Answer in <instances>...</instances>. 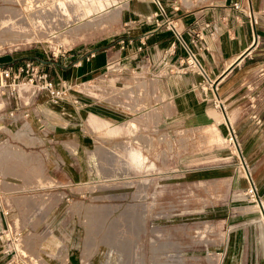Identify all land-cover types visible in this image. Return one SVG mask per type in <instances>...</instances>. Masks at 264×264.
<instances>
[{"label": "rangeland", "instance_id": "1", "mask_svg": "<svg viewBox=\"0 0 264 264\" xmlns=\"http://www.w3.org/2000/svg\"><path fill=\"white\" fill-rule=\"evenodd\" d=\"M120 1L125 4L127 0H0V54L14 56V62L29 57L53 77L41 60H56L62 64L55 66L57 71L67 69L77 58L75 54L95 49L101 41L119 34ZM87 8L91 11L87 12ZM104 13L110 18L108 24H90L92 18L99 19ZM134 72L123 77L119 86L131 83L133 76L140 79L141 76ZM114 73H101L88 79L71 77L67 89L73 94L68 93L57 102L43 93L31 99L24 108L33 127L31 134L39 139L38 142L23 144V137L15 139L11 135V141H1L8 135L0 134V208H12L19 213L5 214L9 229L1 231V237L11 236L13 241L9 247L14 246L17 255H22L16 248L18 242L19 245L32 242L37 247L42 244L49 252L54 251L61 242L56 234L64 237L67 249L76 255L83 237L82 264H214L211 258L215 257L217 242L221 240L217 203L220 200L216 197L220 196L223 183L213 173L216 165L235 161L244 175V167L238 161V153L240 158L241 155L237 135H233L232 140L225 122L218 120L219 124L211 120L209 129L196 127L197 123L181 118L171 120L168 127L161 118L152 122L146 111L152 105V96L140 82V90L144 93L140 101L145 104H140L138 109L136 90L103 95L96 88L94 94L81 88L82 81L119 88L106 81L114 78ZM148 79L140 80L144 84ZM20 87L21 97L28 99L33 95L32 85ZM113 97L117 105L134 113L104 101L112 102ZM120 97L132 103L116 100ZM214 102L215 110L220 111L221 105ZM2 103L0 96V105ZM211 110L214 109L208 112ZM89 111L106 119L110 125L124 117L140 125L127 123V128L119 133L118 128L104 130L105 125L97 120L101 128L95 130L85 119ZM41 118L46 120L44 124ZM15 123L17 131L25 128L18 121ZM7 125L8 122L4 124L5 129ZM77 128L80 133L89 130L93 140L85 146L79 141L82 148L71 154L61 147V141H76L71 130ZM214 131L219 132V140L215 136L210 138ZM11 142L37 153L36 158L29 160V165L36 166L39 162L41 173L51 176L54 175L51 153L60 146L63 179L52 177L46 184L37 183L41 180L40 174L25 171L26 155L20 147H10ZM92 143L99 146L95 152L86 153V147H91ZM48 147L55 150L51 152ZM44 149L48 152L46 155ZM7 163L10 168L4 167ZM203 173L205 175H201ZM67 175H72L73 179H67ZM8 177L23 182L10 183ZM207 177L208 182L204 180ZM5 180L9 183L5 184ZM31 186L41 188L15 192ZM30 190H61L63 196L51 201L47 195H25L24 192ZM54 204L57 215L53 211L48 215L49 220L43 222ZM36 249L39 251V247ZM30 252L33 257L40 253H35V249Z\"/></svg>", "mask_w": 264, "mask_h": 264}, {"label": "crops", "instance_id": "2", "mask_svg": "<svg viewBox=\"0 0 264 264\" xmlns=\"http://www.w3.org/2000/svg\"><path fill=\"white\" fill-rule=\"evenodd\" d=\"M233 1H238V7L232 5ZM159 4L161 8L153 0H127L125 4L120 1L117 11V16L120 14L119 34L101 41L95 49H90L93 51L92 56L85 57L90 50L79 55L75 54L77 58L72 64L67 69L60 68V71H57L55 66L62 64L56 60L40 62L43 63L44 68L53 73L51 78L57 86L62 83L68 85L71 77L88 79L110 71L115 72L114 78H107L106 81L114 86H119L123 77L131 76L133 71L141 76L140 79L148 77L149 79L143 84L139 77L133 76L131 83L114 89H111L113 88L111 86H100L87 81L80 83L84 91L93 94L96 93L93 91L94 88L99 89L103 95L113 94L118 90L122 93L136 90L137 109L140 104H145L143 100L140 101L144 97L139 87L141 83L152 96V105L146 109L151 121L156 122L161 118L167 127L175 118L188 119L197 123L196 127L205 129L211 128L208 125L211 120L219 124L230 119L233 134L237 135L239 141L237 147L241 158L238 153V161L244 167L242 168L244 175L241 174L235 161L216 165L213 174L220 177L223 183L220 196L216 197L220 200L217 203L221 240L217 242V249L214 251L216 255L211 259L215 260L214 264H264V0H159ZM246 8L251 9L254 15L253 24L249 23L245 15ZM109 22L110 20L103 25ZM186 47L194 52L205 74L195 66H190L184 72L177 70V64L186 58ZM78 59L79 63H76L75 60ZM14 61V56L0 54V64ZM212 79L215 80L211 82ZM213 87L218 90L215 92ZM42 93L47 96L44 90H39L34 91L28 99L21 97L18 91L2 98L0 134L5 133L8 137H2L1 141L3 139L11 141L10 135L14 138L23 137V140L25 139L23 144H34L39 141L31 134L33 127L26 117L28 113L24 107L31 99L33 101ZM69 93L73 94V92ZM114 97L111 98L112 102L105 99L104 101L120 110L134 113L127 107L117 105ZM116 100L124 104L132 103L126 97ZM215 100L222 105L220 111L215 110ZM156 107L157 112H155ZM210 109L214 110L208 112ZM85 119L92 129L101 128L96 123L98 120L105 125L104 130L118 128L119 133H123L127 128L125 124L135 122L124 117L121 121L110 125L106 119L90 111ZM41 120V124L46 121L43 118ZM15 121L25 128L17 131L18 125ZM7 122L5 129L4 124ZM135 123L137 126L140 125ZM90 134L89 130L80 133L78 128L73 129L71 135L77 138L76 141L62 140L61 147L64 146L72 152L71 154L76 153L82 148L79 146H85L93 140ZM214 136L216 140L220 139L219 132L214 131L210 138ZM135 139L137 140V136ZM9 145L14 149L18 146L24 152L26 155L23 160L24 169L40 174L41 180L37 183L46 184L53 178L63 179L60 173L63 172L60 146H57L56 150L48 147L50 151L55 150V153H51L53 157L50 158V165L54 167V175L51 176L43 172L42 175L39 162L36 166L29 165V160L37 153L26 150L19 143L11 142ZM97 146L99 145L92 143L91 147H86L85 152H95ZM43 153L46 155L48 152L44 149ZM133 153L135 155V152ZM4 167L10 168L9 163ZM247 172L254 185V198L245 192ZM70 176L66 177L72 180L73 176ZM9 178L12 177L6 179ZM204 180L208 182V177ZM4 182L9 183L6 180ZM12 182L23 181L11 180L10 183ZM58 184L55 183V186ZM41 186L25 187L15 192L41 188ZM24 193L47 195L51 201L61 199L63 196L61 190L52 192L30 190ZM56 204L51 207L47 216L53 211H58ZM5 214L12 216L19 213L12 208H0V232L9 229ZM47 219L49 220V216L43 222ZM1 235L0 233V264H72L73 262L82 264L83 237L76 255L72 250L70 252L67 249L64 237L57 234L55 237L61 242L54 251L49 252L42 244L38 246L39 251H37V245H33L32 242L26 245H19L18 242L16 248L22 255H17L14 246L9 247L10 242L13 241L11 237L2 238ZM32 249H35V253L40 252L38 257L31 255Z\"/></svg>", "mask_w": 264, "mask_h": 264}, {"label": "built area", "instance_id": "3", "mask_svg": "<svg viewBox=\"0 0 264 264\" xmlns=\"http://www.w3.org/2000/svg\"><path fill=\"white\" fill-rule=\"evenodd\" d=\"M156 5L161 8L159 4V0H153ZM232 5L234 7H238V1H233ZM245 15L247 16L249 23L253 24L255 22L254 15L251 9L246 8ZM186 58L181 60L177 64V70L180 72L186 71L190 66H195L198 70L205 74V71L201 65V63L197 60L194 52H192L188 47ZM93 55V51L90 50L85 54V57L88 58ZM76 63H79V59L75 60ZM264 70V69H263ZM214 79L211 80L213 82ZM19 83H30L34 87V91L44 90L47 93L48 98L52 102H57L58 100L63 99L68 95V87L62 83L57 86L54 84L51 76L48 74L46 70H43L38 67V64L35 63L31 58L27 57L20 62H12V63H4L0 64V96L5 98L15 92H17L16 88ZM218 105V100L216 102ZM226 128L230 138L233 140V129L230 126L229 121H225ZM246 184L247 187L245 192L248 193L249 196L254 198V185L252 180L250 179L248 172L245 173ZM9 225L7 224V227Z\"/></svg>", "mask_w": 264, "mask_h": 264}, {"label": "bare ground", "instance_id": "4", "mask_svg": "<svg viewBox=\"0 0 264 264\" xmlns=\"http://www.w3.org/2000/svg\"><path fill=\"white\" fill-rule=\"evenodd\" d=\"M86 11L87 12H90L91 10H90V8H87L86 9ZM100 17V16H99ZM89 19V18H88ZM110 20V18L108 17V14H103L102 15V17L101 18H99V19H96V20H93V18L90 20L91 21V23L90 24H93V25H97L99 22H102L103 24H105L106 22H108ZM72 23V22H71ZM23 85H32V84H30V83H19L18 85H17V88H16V90L18 91V88L20 87V86H23ZM33 86V85H32ZM220 107H222V105L220 106ZM11 237V236H10Z\"/></svg>", "mask_w": 264, "mask_h": 264}]
</instances>
